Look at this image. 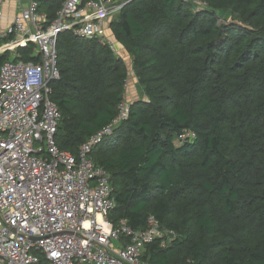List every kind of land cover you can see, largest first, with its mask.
Listing matches in <instances>:
<instances>
[{"label": "trees", "instance_id": "16d2710c", "mask_svg": "<svg viewBox=\"0 0 264 264\" xmlns=\"http://www.w3.org/2000/svg\"><path fill=\"white\" fill-rule=\"evenodd\" d=\"M39 3L51 20L61 0ZM109 26L141 92L90 153L110 175L109 220H158L147 264H264V0H128ZM55 46L54 139L77 155L117 114L128 71L98 39L65 31ZM31 50L12 58L36 61Z\"/></svg>", "mask_w": 264, "mask_h": 264}, {"label": "built area", "instance_id": "2783aa9c", "mask_svg": "<svg viewBox=\"0 0 264 264\" xmlns=\"http://www.w3.org/2000/svg\"><path fill=\"white\" fill-rule=\"evenodd\" d=\"M127 2L61 0L50 20L39 0H28L6 27L0 23V53L11 56L0 65V264H37L42 257L45 264H147L140 258L144 245L165 235L153 215L143 229L109 220L110 175L90 155L127 118L126 94L77 155L54 139L60 114L49 84L59 77L57 35L95 38L121 54L109 23ZM29 45L36 61L13 60Z\"/></svg>", "mask_w": 264, "mask_h": 264}, {"label": "crops", "instance_id": "0c3cea01", "mask_svg": "<svg viewBox=\"0 0 264 264\" xmlns=\"http://www.w3.org/2000/svg\"><path fill=\"white\" fill-rule=\"evenodd\" d=\"M27 1L28 0H0V11H1V14H2V17L0 18V23H1V27L2 28L6 27L8 25V23L10 22L11 17L15 13L19 12L20 9L27 4ZM39 10H40V3H39ZM41 12H43V11H41ZM121 49H120V53L123 56H125L124 50H121ZM127 81H128V79H127ZM125 94H127V87H126ZM131 98H128V99H130L131 101L135 100V98H132V99Z\"/></svg>", "mask_w": 264, "mask_h": 264}, {"label": "rangeland", "instance_id": "374dc122", "mask_svg": "<svg viewBox=\"0 0 264 264\" xmlns=\"http://www.w3.org/2000/svg\"><path fill=\"white\" fill-rule=\"evenodd\" d=\"M218 16H219L218 18H219L220 22L228 21L229 19H231V16L228 12H222ZM123 57H124V60L126 63L128 74H129L128 75V81L126 83V87H127L126 96H127V98H131V97L135 98V99L139 98L141 96V92L136 87V79L134 78V75L132 74L131 60L127 55H125ZM114 244H116V241H114Z\"/></svg>", "mask_w": 264, "mask_h": 264}, {"label": "water", "instance_id": "95a60500", "mask_svg": "<svg viewBox=\"0 0 264 264\" xmlns=\"http://www.w3.org/2000/svg\"><path fill=\"white\" fill-rule=\"evenodd\" d=\"M228 23L237 24V25H243L240 21H238V20H232V19H229L228 20ZM125 54H127V53H125Z\"/></svg>", "mask_w": 264, "mask_h": 264}]
</instances>
